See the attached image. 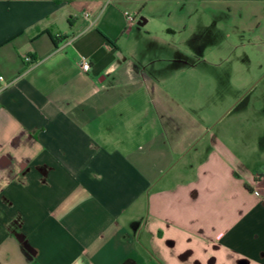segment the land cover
Here are the masks:
<instances>
[{
    "label": "crops",
    "instance_id": "0c3cea01",
    "mask_svg": "<svg viewBox=\"0 0 264 264\" xmlns=\"http://www.w3.org/2000/svg\"><path fill=\"white\" fill-rule=\"evenodd\" d=\"M209 20L264 40V0H0V264H264V153L189 62Z\"/></svg>",
    "mask_w": 264,
    "mask_h": 264
},
{
    "label": "rangeland",
    "instance_id": "374dc122",
    "mask_svg": "<svg viewBox=\"0 0 264 264\" xmlns=\"http://www.w3.org/2000/svg\"><path fill=\"white\" fill-rule=\"evenodd\" d=\"M207 25L190 33L192 35L187 32L186 36L200 37L206 43L203 53H199L205 56L203 60L195 61V57H190L189 62L209 72L210 77L204 85L210 89L205 94L208 104L219 102V107L225 108L218 117L217 126L226 129L225 136L233 131L250 135L252 153H264V40L232 35L215 20H209ZM259 31L264 35L263 29ZM192 85L196 86L197 81ZM233 120L238 128L232 126ZM227 124L232 128L228 134Z\"/></svg>",
    "mask_w": 264,
    "mask_h": 264
},
{
    "label": "built area",
    "instance_id": "2783aa9c",
    "mask_svg": "<svg viewBox=\"0 0 264 264\" xmlns=\"http://www.w3.org/2000/svg\"><path fill=\"white\" fill-rule=\"evenodd\" d=\"M86 15H88V13H86ZM128 17L132 19L131 16L128 15ZM25 60H26V61H31V57L28 56V57H26ZM78 62H79L80 68H81L83 71H88V70L90 69V67H91L90 60H89L87 57L83 56V55H81V56L79 57ZM1 78H2V77H1Z\"/></svg>",
    "mask_w": 264,
    "mask_h": 264
}]
</instances>
